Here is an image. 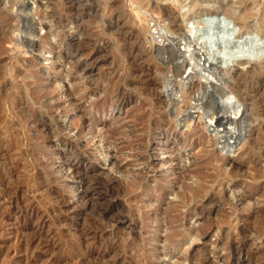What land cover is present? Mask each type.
<instances>
[{
  "label": "rangeland",
  "instance_id": "obj_1",
  "mask_svg": "<svg viewBox=\"0 0 264 264\" xmlns=\"http://www.w3.org/2000/svg\"><path fill=\"white\" fill-rule=\"evenodd\" d=\"M0 236V264H264V0H0Z\"/></svg>",
  "mask_w": 264,
  "mask_h": 264
},
{
  "label": "bare ground",
  "instance_id": "obj_2",
  "mask_svg": "<svg viewBox=\"0 0 264 264\" xmlns=\"http://www.w3.org/2000/svg\"><path fill=\"white\" fill-rule=\"evenodd\" d=\"M21 4V3H20ZM50 6V5H49ZM165 8V7H164ZM206 13H209V11H206ZM212 18H216V17H220L221 20L223 21V25H226L225 22H228V16L227 14H225L223 17L222 16H217L215 13L211 14ZM218 19V18H217ZM232 21V20H231ZM233 22V21H232ZM221 23V22H219ZM236 24V23H235ZM216 25V23H215ZM220 26V24H218ZM228 25V24H227ZM192 27V26H191ZM218 27V26H217ZM223 27V26H222ZM236 27V25H235ZM224 28V27H223ZM227 28V27H226ZM239 30L237 32L236 35L232 33H230L231 30H229V32L227 33H230L228 35V37L231 39V40H234V44L233 45H226L224 46V48H221L223 49V51L220 50L219 53L223 54V59L226 60L228 58H231V57H237L239 56L242 51H243V48L240 47L239 45H241L242 43V40L244 39V37L248 36V37H253L252 34L250 33H243V31L241 30L242 28L239 27ZM203 29V28H202ZM224 30V29H223ZM228 30V29H227ZM192 31V30H190ZM193 32V31H192ZM163 34V33H162ZM205 34V33H203ZM183 35V34H181ZM216 35V34H215ZM166 36V34H165ZM203 36V35H202ZM201 36V37H202ZM159 37H163V36H159ZM176 37V36H175ZM171 38V37H167L164 38V39H159V42L162 43L164 46L165 45H168V44H172L173 47H174V50L176 51V53L174 54V56H176L175 59H180V62L179 63V67H185L187 66L188 68V72H195L197 74L200 75V78L202 77L204 79V81H200V84H203V85H208L211 83V78H213V74L214 72L211 71V69H215V72H218L219 70H221L220 67H216L214 62L211 61L210 59V56H209V53L207 51H204L203 47L201 46V44L199 43V41L197 39H195V35H187L186 33H184L183 37H178V38ZM204 37V36H203ZM158 38V37H157ZM156 38V40H157ZM229 39V40H230ZM252 39V38H251ZM256 39V38H254ZM257 40V39H256ZM172 42V43H171ZM255 42V41H254ZM220 49V48H219ZM246 51L245 52H248L249 54H258L260 52V49L256 48V47H253V45H250V46H247L246 47ZM173 50V51H174ZM174 51V52H175ZM244 53V51H243ZM176 61V60H175ZM173 62V61H172ZM262 68V67H261ZM220 72V71H219ZM213 75V76H212ZM217 75V74H216ZM179 84V83H178ZM221 86V85H220ZM209 87V86H208ZM224 87V86H223ZM205 88V87H204ZM232 88V87H231ZM239 92V91H238ZM254 93V92H253ZM174 94V93H173ZM173 97V96H172ZM220 101V100H218ZM221 104L227 106V107H235V111H226V112H222V114L218 115L217 116V119L219 121H223V124L225 126V122L227 123H236V122H240L243 118V111H244V104H242L233 94L231 96H228L225 100L223 99V101H221ZM247 105V104H246ZM258 105V104H257ZM198 109V108H197ZM184 112V111H183ZM197 112L196 111H193V112H190L188 113V117L189 119L191 118L190 121H194L195 120V117L196 115L192 114V113H195ZM203 113H200L197 114V117L198 119H204L203 118ZM171 116V115H170ZM186 119V118H185ZM216 119V121H218ZM216 121H208V130L211 129V131H213V133L215 135H218V138H219V141L222 140V138L224 137L223 134L225 133H230L231 136H235V130L234 128L232 127H229V126H226L224 127L223 129H217L215 128L216 125ZM219 125V124H218ZM222 132V133H221ZM220 134V135H219ZM236 146V145H235ZM235 146H232L230 148H233ZM73 167V172L77 173V168L75 166H72ZM12 189V188H11ZM84 195H86V192L84 193ZM83 195V196H84ZM3 198V197H2ZM54 198V197H53ZM61 204V203H60ZM13 205V204H12ZM15 213V211H14ZM15 215V214H14ZM20 216V215H19ZM19 218V217H18ZM2 219V218H1ZM46 219V218H45ZM119 219V218H118ZM42 225V224H41ZM1 237V236H0ZM51 240V239H50ZM37 241V240H36ZM24 244V243H23ZM22 246V245H21ZM29 246V245H28ZM45 247V246H44ZM49 247V246H48ZM45 249V248H44ZM14 250V249H13ZM14 252V251H13ZM5 254V253H4ZM13 254V253H11ZM37 254V253H36ZM16 255V254H15ZM38 255V254H37ZM20 256V255H19ZM25 257V256H24ZM16 259V258H15ZM30 259V257H29ZM32 260V259H31ZM24 261V260H23ZM15 262V261H14ZM19 262V261H18ZM26 262V260H25ZM20 263V262H19Z\"/></svg>",
  "mask_w": 264,
  "mask_h": 264
}]
</instances>
